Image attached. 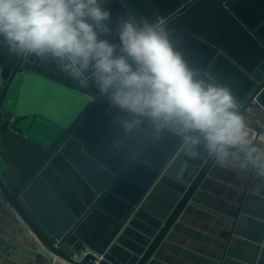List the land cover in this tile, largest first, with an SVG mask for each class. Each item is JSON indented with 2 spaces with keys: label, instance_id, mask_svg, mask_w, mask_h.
<instances>
[{
  "label": "water",
  "instance_id": "water-1",
  "mask_svg": "<svg viewBox=\"0 0 264 264\" xmlns=\"http://www.w3.org/2000/svg\"><path fill=\"white\" fill-rule=\"evenodd\" d=\"M107 6L114 19L131 12L166 21L192 68L229 87L243 109L264 107V0H109ZM32 89L68 97L71 107L56 113ZM111 112L117 110L94 86L0 44V195L66 258L89 246L103 255L99 264H146L212 161L185 160L175 138L150 125L122 143L105 124ZM17 149L33 158L19 163ZM90 259L83 264H95Z\"/></svg>",
  "mask_w": 264,
  "mask_h": 264
},
{
  "label": "clouds",
  "instance_id": "clouds-1",
  "mask_svg": "<svg viewBox=\"0 0 264 264\" xmlns=\"http://www.w3.org/2000/svg\"><path fill=\"white\" fill-rule=\"evenodd\" d=\"M108 3L0 0V44L94 86L126 135L150 125L175 138L185 160L207 159L264 190V122L229 87L189 65L166 21L131 12L114 19Z\"/></svg>",
  "mask_w": 264,
  "mask_h": 264
},
{
  "label": "crops",
  "instance_id": "crops-1",
  "mask_svg": "<svg viewBox=\"0 0 264 264\" xmlns=\"http://www.w3.org/2000/svg\"><path fill=\"white\" fill-rule=\"evenodd\" d=\"M31 96L56 113L71 107L68 97L41 89H32ZM248 111L264 122L263 106L254 103ZM119 115H107L108 130L122 143L134 140L138 130L129 134L132 138L126 135L115 122ZM13 152L19 163L33 158L32 151ZM17 214L0 195V264H50ZM146 264H264V190L257 192L251 178L212 162Z\"/></svg>",
  "mask_w": 264,
  "mask_h": 264
},
{
  "label": "built area",
  "instance_id": "built-area-1",
  "mask_svg": "<svg viewBox=\"0 0 264 264\" xmlns=\"http://www.w3.org/2000/svg\"><path fill=\"white\" fill-rule=\"evenodd\" d=\"M17 216L19 220L21 221L23 227L25 228L26 232L32 239L38 251L49 260L50 264H83L84 260H86V258L90 256L92 257L90 261H92L95 264H99L101 260L103 259V255L98 254L89 246H84L79 251H76L72 255H70V258H66L52 251L49 247H47V245L40 238V236L33 230V228L30 225H28L19 214H17ZM61 243H62V240L57 238L55 240L54 245L56 247H59Z\"/></svg>",
  "mask_w": 264,
  "mask_h": 264
}]
</instances>
